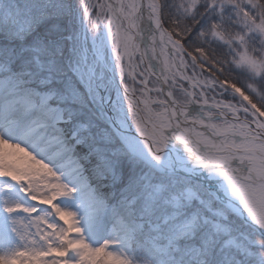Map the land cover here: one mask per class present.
<instances>
[{
	"label": "snow or ice",
	"instance_id": "snow-or-ice-1",
	"mask_svg": "<svg viewBox=\"0 0 264 264\" xmlns=\"http://www.w3.org/2000/svg\"><path fill=\"white\" fill-rule=\"evenodd\" d=\"M0 145V264H264V0H0Z\"/></svg>",
	"mask_w": 264,
	"mask_h": 264
},
{
	"label": "rangeland",
	"instance_id": "rangeland-1",
	"mask_svg": "<svg viewBox=\"0 0 264 264\" xmlns=\"http://www.w3.org/2000/svg\"><path fill=\"white\" fill-rule=\"evenodd\" d=\"M221 54H222V52H220V51H217V53H216V55H221ZM2 156H3V150H0V159H2ZM73 207H75V205H73ZM130 254H132V253H130ZM133 259L135 261H137L138 264H144L145 259H148V258L147 257H143V256H141L139 254H135L133 256Z\"/></svg>",
	"mask_w": 264,
	"mask_h": 264
},
{
	"label": "bare ground",
	"instance_id": "bare-ground-1",
	"mask_svg": "<svg viewBox=\"0 0 264 264\" xmlns=\"http://www.w3.org/2000/svg\"><path fill=\"white\" fill-rule=\"evenodd\" d=\"M0 150H3V147H2V145H0Z\"/></svg>",
	"mask_w": 264,
	"mask_h": 264
},
{
	"label": "trees",
	"instance_id": "trees-1",
	"mask_svg": "<svg viewBox=\"0 0 264 264\" xmlns=\"http://www.w3.org/2000/svg\"><path fill=\"white\" fill-rule=\"evenodd\" d=\"M221 55H223V53ZM226 75H227V73H226Z\"/></svg>",
	"mask_w": 264,
	"mask_h": 264
}]
</instances>
